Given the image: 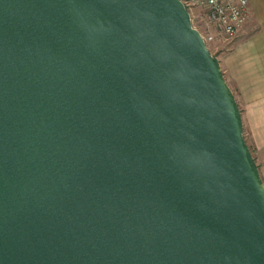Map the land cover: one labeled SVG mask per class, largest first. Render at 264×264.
I'll use <instances>...</instances> for the list:
<instances>
[{
  "label": "water",
  "instance_id": "water-1",
  "mask_svg": "<svg viewBox=\"0 0 264 264\" xmlns=\"http://www.w3.org/2000/svg\"><path fill=\"white\" fill-rule=\"evenodd\" d=\"M0 264H264V188L180 0H0Z\"/></svg>",
  "mask_w": 264,
  "mask_h": 264
},
{
  "label": "crops",
  "instance_id": "crops-1",
  "mask_svg": "<svg viewBox=\"0 0 264 264\" xmlns=\"http://www.w3.org/2000/svg\"><path fill=\"white\" fill-rule=\"evenodd\" d=\"M213 57L232 97L244 145L264 188V0H247L237 33Z\"/></svg>",
  "mask_w": 264,
  "mask_h": 264
},
{
  "label": "built area",
  "instance_id": "built-area-1",
  "mask_svg": "<svg viewBox=\"0 0 264 264\" xmlns=\"http://www.w3.org/2000/svg\"><path fill=\"white\" fill-rule=\"evenodd\" d=\"M189 17L198 21L199 32L209 53L211 45L231 39L247 15V0H180Z\"/></svg>",
  "mask_w": 264,
  "mask_h": 264
},
{
  "label": "rangeland",
  "instance_id": "rangeland-1",
  "mask_svg": "<svg viewBox=\"0 0 264 264\" xmlns=\"http://www.w3.org/2000/svg\"><path fill=\"white\" fill-rule=\"evenodd\" d=\"M190 22H191V25L194 27V28H197L198 27V21L196 18L194 17H191L190 18ZM226 49V46L225 44L223 43H215V44H212L211 45V55L213 57H215L219 52L223 51Z\"/></svg>",
  "mask_w": 264,
  "mask_h": 264
},
{
  "label": "trees",
  "instance_id": "trees-1",
  "mask_svg": "<svg viewBox=\"0 0 264 264\" xmlns=\"http://www.w3.org/2000/svg\"><path fill=\"white\" fill-rule=\"evenodd\" d=\"M238 115V114H237Z\"/></svg>",
  "mask_w": 264,
  "mask_h": 264
}]
</instances>
